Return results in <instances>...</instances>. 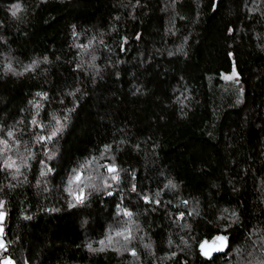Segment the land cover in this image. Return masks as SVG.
I'll use <instances>...</instances> for the list:
<instances>
[{
  "label": "trees",
  "instance_id": "16d2710c",
  "mask_svg": "<svg viewBox=\"0 0 264 264\" xmlns=\"http://www.w3.org/2000/svg\"><path fill=\"white\" fill-rule=\"evenodd\" d=\"M0 213V264H264V0H0Z\"/></svg>",
  "mask_w": 264,
  "mask_h": 264
},
{
  "label": "rangeland",
  "instance_id": "374dc122",
  "mask_svg": "<svg viewBox=\"0 0 264 264\" xmlns=\"http://www.w3.org/2000/svg\"><path fill=\"white\" fill-rule=\"evenodd\" d=\"M109 160V158H107V156L105 158H101L99 159L97 162L98 164H100V166L104 169V170H108L109 168H112L113 171H109L110 176L112 177V180H117L118 179V175L116 176V169L115 166L113 164H110L109 166L105 165V162H109L106 161ZM103 161V162H102ZM91 177H93V175H90ZM113 177H115V179H113ZM84 178L80 175L76 176L73 181V187H71V191L72 193H74V198L79 199V198H83L85 197L86 194V187L87 190L88 188H93L95 189L97 187V184H93V183H89V182H84L82 181ZM90 177H88V181H89ZM109 185V183H107L106 187ZM5 221V213H0V249L5 247L4 241H3V231H4V227H3V223ZM134 219L131 220H127V223L129 224V229L126 232H116V233H110L108 235L107 238V243H106V247H120V248H129V245L131 243L132 237H131V233L134 231ZM136 233V232H135ZM1 264H14V262L11 259H5L2 261Z\"/></svg>",
  "mask_w": 264,
  "mask_h": 264
},
{
  "label": "water",
  "instance_id": "95a60500",
  "mask_svg": "<svg viewBox=\"0 0 264 264\" xmlns=\"http://www.w3.org/2000/svg\"><path fill=\"white\" fill-rule=\"evenodd\" d=\"M226 245L221 238L215 239L211 242H204L200 245V251L205 259H212L226 251Z\"/></svg>",
  "mask_w": 264,
  "mask_h": 264
},
{
  "label": "snow or ice",
  "instance_id": "6c2138e0",
  "mask_svg": "<svg viewBox=\"0 0 264 264\" xmlns=\"http://www.w3.org/2000/svg\"><path fill=\"white\" fill-rule=\"evenodd\" d=\"M17 11H19V6L17 5L16 8L13 9L12 11V15L16 16ZM93 59H95V57H93ZM37 95H40L39 93ZM33 123H35V121H33ZM9 135H11V133H9ZM109 171H113L112 168H109ZM113 179H115V177H113ZM169 183H171V181H169ZM145 199H147V197H145ZM130 215V214H129ZM101 243H103V241H101ZM89 247L91 248V246L89 245Z\"/></svg>",
  "mask_w": 264,
  "mask_h": 264
}]
</instances>
